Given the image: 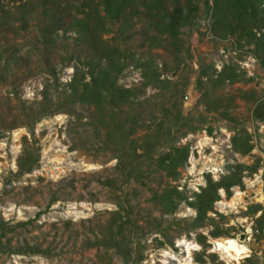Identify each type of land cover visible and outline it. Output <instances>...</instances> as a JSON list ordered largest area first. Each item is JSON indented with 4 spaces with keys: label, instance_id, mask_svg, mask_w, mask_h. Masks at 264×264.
I'll use <instances>...</instances> for the list:
<instances>
[{
    "label": "rangeland",
    "instance_id": "rangeland-1",
    "mask_svg": "<svg viewBox=\"0 0 264 264\" xmlns=\"http://www.w3.org/2000/svg\"><path fill=\"white\" fill-rule=\"evenodd\" d=\"M193 1L199 10L182 29L185 47L179 67L172 51L146 47L141 23L125 35H118L119 23L112 24L104 38L126 52L117 79L120 87L141 84L137 60L150 59L163 77L175 82L173 91L148 88L134 108L118 109L120 118L134 111L140 114L139 122H150V130H155L156 122L173 116L172 105H177L185 118L179 126L182 132L188 124L199 128L186 137L177 132L180 128L173 135L175 146L190 147L177 181L150 160L137 173V181H128L115 156L128 152L129 146L115 149L105 142L91 105L66 102L74 68L86 70L84 64L92 57L72 32L59 31L58 42L44 47L39 32L43 18L38 14L26 25L16 23L0 32V218L14 228L2 239L0 264H264V121L252 115L256 102L264 99V66L252 45L211 33L205 3L212 5L213 0ZM230 63L245 76L197 88L199 75L216 76ZM207 89L218 111H207L202 99ZM45 92L53 101L49 110L56 112L33 124L31 111H39ZM181 92V100H169ZM231 97H236L234 107L224 110ZM216 99L223 107L215 106ZM235 133L249 136V154L234 151ZM169 140L168 135L161 139L155 158L167 152ZM25 148L38 155L39 163L30 174L17 177ZM238 165L256 171H243L242 185L231 187L229 194L218 191L220 199L208 213L213 226L203 220L194 229L196 211L186 202L173 214L159 203L168 187L194 200L207 175L217 182ZM255 205L261 210L248 215ZM116 213L131 222L121 234ZM214 231L219 237L211 235ZM229 239L244 250L240 256L215 248V242Z\"/></svg>",
    "mask_w": 264,
    "mask_h": 264
},
{
    "label": "trees",
    "instance_id": "trees-1",
    "mask_svg": "<svg viewBox=\"0 0 264 264\" xmlns=\"http://www.w3.org/2000/svg\"><path fill=\"white\" fill-rule=\"evenodd\" d=\"M205 7L206 14L211 20V33L222 40L235 36L239 43L245 41L248 45H252L255 56L264 66V0H213L212 5L207 1ZM198 10V4L193 0H0V32L10 31L16 23L26 25L30 19H35L36 14L43 18L39 32L40 42L44 47L58 42L59 31L72 32L75 41L91 51L92 57L84 64L86 70L78 66L74 68L73 77L68 84L69 94L66 102L91 105L95 109L99 127L103 128L105 142L114 145L115 149L124 145L129 146L126 148L128 152L115 156L118 160L117 167L122 170L128 181L134 178L137 181L136 175L141 173V167L147 160L155 163L167 177L177 181L181 174L180 169L186 165L190 155L188 144L174 145L173 135L182 125L180 123L185 120L177 105H172V109H175L173 116L164 115V118L156 122L155 130H150V122H139L140 114L134 111L124 119L120 118L117 112L123 105L134 108L138 102H141L148 88L159 92L171 91L175 82L163 77L160 68L148 59L136 62L141 77L139 87L132 89L120 87L117 79L125 68L126 52L119 46L109 44L104 38L112 32V24L119 23L118 35H125L136 23H141L142 39L146 47L172 51L179 59L178 63L176 61L179 67L185 47V40L180 37L182 29L191 25ZM240 76L243 77L245 74L239 72L236 64H225L216 76H208L204 72L199 75L197 88L202 90L207 86L222 84L226 80L233 82ZM206 91L203 92L202 99H205L207 111H218V107L212 106L214 101L211 100L208 89ZM43 97L39 111H31L33 124L56 112L55 109L49 110L53 105L50 95L45 92ZM172 98L181 100L183 92L175 93L169 100ZM235 98L228 99L230 104L224 105L223 109L231 108L230 105H234ZM219 101L221 100L216 99L215 106L220 105ZM169 113L171 114L172 111L169 110ZM252 115L255 120L264 121V99L256 102ZM28 127L30 129L31 125ZM186 129L182 132L180 128L177 132H180L182 137H186L188 132L194 133L199 128L188 124ZM140 131L144 134L137 136ZM166 135L172 137V141L169 140L166 144L168 150L158 153L155 158V153L161 145L160 141ZM232 145L234 151L241 155H247L252 150L249 136L246 134L235 133L232 137ZM23 152L18 160L17 177L30 174L39 163V157L33 150L25 148ZM231 169L230 174L217 182L207 175L206 186L201 188L199 193L194 194V200L189 201V198L177 187H168L159 196V203L166 213L173 214L180 203L186 202L196 211L194 229L198 228L199 222L203 220H207L209 225L213 226L215 222L208 213L220 199L218 191L224 189L229 194L231 187L242 185L243 171H256V168L243 165ZM260 210V205L252 206L248 215H254ZM120 215L116 213V216L120 217V225L117 229L121 234L131 222L128 216L123 221ZM13 229L0 218V246L7 232ZM211 235L215 238L219 237L216 231L211 232ZM142 259L143 257H140L135 263H140ZM247 261L249 262L250 258H247Z\"/></svg>",
    "mask_w": 264,
    "mask_h": 264
},
{
    "label": "bare ground",
    "instance_id": "bare-ground-1",
    "mask_svg": "<svg viewBox=\"0 0 264 264\" xmlns=\"http://www.w3.org/2000/svg\"><path fill=\"white\" fill-rule=\"evenodd\" d=\"M215 248L217 250L226 252V253H232L234 256H240L244 250L242 248L236 246L234 240H226V241H218L215 242Z\"/></svg>",
    "mask_w": 264,
    "mask_h": 264
}]
</instances>
